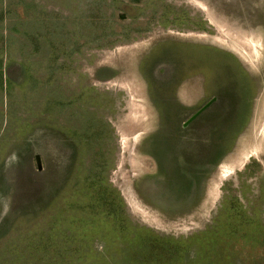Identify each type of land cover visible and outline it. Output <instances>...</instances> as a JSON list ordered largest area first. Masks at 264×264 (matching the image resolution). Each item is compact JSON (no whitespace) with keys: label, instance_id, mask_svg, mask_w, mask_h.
Instances as JSON below:
<instances>
[{"label":"rangeland","instance_id":"1","mask_svg":"<svg viewBox=\"0 0 264 264\" xmlns=\"http://www.w3.org/2000/svg\"><path fill=\"white\" fill-rule=\"evenodd\" d=\"M145 229L264 264V0H0V264L147 263Z\"/></svg>","mask_w":264,"mask_h":264},{"label":"trees","instance_id":"2","mask_svg":"<svg viewBox=\"0 0 264 264\" xmlns=\"http://www.w3.org/2000/svg\"><path fill=\"white\" fill-rule=\"evenodd\" d=\"M206 51L207 52H212V54H214V56L217 55L218 60L220 58H222V56H220V54L219 55L216 54V51H218V50L214 51L212 49L211 51H208V49H207ZM142 236H144L146 239H148L149 244L152 246L151 252H152V250H153V252H152L151 258L149 259V261L147 263L146 262H142V263H137V264H189V263H192V262L196 263L198 261L199 257H204V252L207 255V257H209V251L206 250L207 249V244L206 243L204 244V248L205 247L206 248L203 251V255H202L201 251L198 252L197 254L194 252V255H192L191 257H187L186 258L184 256V251L189 246V244H187L186 241L182 242V244H181V243H179L180 240L178 241V240L170 239L171 245L168 248H166L164 246V243L168 242L169 239L167 240V238H166V240H165L163 237H160V236H158L156 234H152L151 231L148 230V229L144 230V233H142ZM137 238L139 240L138 243L141 244V245H139L137 243H136V245L139 247L138 252H141V251L144 250L143 247H148V246L144 244L145 239H142L141 236H139ZM194 242L195 241H193V244H194ZM180 244L183 245V246H185L186 244L187 245L184 247V249H181L180 248ZM212 247H215V246H212ZM44 253H49V251L48 252L46 251ZM58 254H62V253L59 252ZM134 255H138L137 259H142L143 258L142 253L141 254H137V252H135ZM51 257L52 256H49V258H51ZM54 257L63 258L62 255L53 256L52 258H54ZM150 261H152V262H150Z\"/></svg>","mask_w":264,"mask_h":264},{"label":"flooded vegetation","instance_id":"3","mask_svg":"<svg viewBox=\"0 0 264 264\" xmlns=\"http://www.w3.org/2000/svg\"><path fill=\"white\" fill-rule=\"evenodd\" d=\"M169 74L170 73H168V78H169ZM228 92V91H227ZM227 94H229V93H226V94H223V95H218V96H212L209 100H211L212 98H215V100L209 105V106H207L204 110H202L193 120H191L190 122H188V123H186L187 122V120H188V118L192 115V114H194L198 109H200L203 105H205L207 102H205L204 104H202L195 112H193L184 122H183V125L184 126H187L189 123H191V122H193L194 120H196L197 118H200V116H201V114L202 113H204L205 112V110L206 109H208V108H211L212 109V107L214 108V111H212V117L213 118H215L216 120H218L217 119V117H219V113H223V110L225 111V110H231L232 111V107L231 106H228L227 105V100H225L226 99V97H229L230 98V96L229 95H227ZM222 108H225V109H222ZM229 111H227V112H229ZM233 112H234V110H233ZM175 114V113H174ZM173 114V115H174ZM153 141V140H152ZM208 161H210V164H212V160H208Z\"/></svg>","mask_w":264,"mask_h":264},{"label":"water","instance_id":"4","mask_svg":"<svg viewBox=\"0 0 264 264\" xmlns=\"http://www.w3.org/2000/svg\"><path fill=\"white\" fill-rule=\"evenodd\" d=\"M215 100V98H212L211 100H209L205 105H203L200 109H198L194 114H192L186 123L190 122L191 120H193L202 110H204L207 106H209L213 101ZM36 160V164H37V168H40L41 164H40V160L39 157L36 156L35 157Z\"/></svg>","mask_w":264,"mask_h":264},{"label":"bare ground","instance_id":"5","mask_svg":"<svg viewBox=\"0 0 264 264\" xmlns=\"http://www.w3.org/2000/svg\"><path fill=\"white\" fill-rule=\"evenodd\" d=\"M230 170V169H229Z\"/></svg>","mask_w":264,"mask_h":264}]
</instances>
